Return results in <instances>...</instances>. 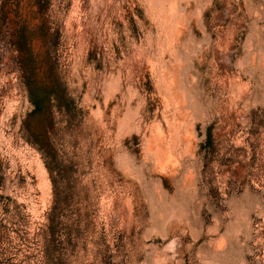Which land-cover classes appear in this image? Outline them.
<instances>
[{
  "label": "rangeland",
  "instance_id": "374dc122",
  "mask_svg": "<svg viewBox=\"0 0 264 264\" xmlns=\"http://www.w3.org/2000/svg\"><path fill=\"white\" fill-rule=\"evenodd\" d=\"M0 264H264V0H0Z\"/></svg>",
  "mask_w": 264,
  "mask_h": 264
},
{
  "label": "trees",
  "instance_id": "16d2710c",
  "mask_svg": "<svg viewBox=\"0 0 264 264\" xmlns=\"http://www.w3.org/2000/svg\"><path fill=\"white\" fill-rule=\"evenodd\" d=\"M36 98H38V96ZM33 103L35 104V106H37V110H38L40 105H41L40 98L39 99H33Z\"/></svg>",
  "mask_w": 264,
  "mask_h": 264
}]
</instances>
